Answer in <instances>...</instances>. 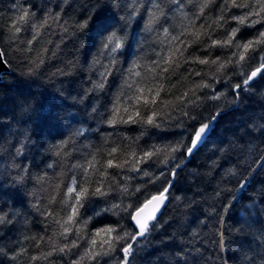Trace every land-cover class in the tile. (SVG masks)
<instances>
[{"label": "trees", "instance_id": "1", "mask_svg": "<svg viewBox=\"0 0 264 264\" xmlns=\"http://www.w3.org/2000/svg\"><path fill=\"white\" fill-rule=\"evenodd\" d=\"M203 2L204 0H197L195 6L188 5L185 9L189 17L187 20L176 15L164 24L165 28L170 29L169 37H164L162 29H159L162 41L170 39L172 35H177L181 30L187 28H191L192 32L199 30L201 33L200 40L191 34L182 37L186 42H190V46L184 51L183 57L178 56L180 66L175 68V71L166 73V79L161 81L166 90L170 89L161 93L163 99L173 100L176 95L191 87L193 82L199 83L202 77L208 78L205 74L209 72V66L192 61L185 63L184 60L188 57L193 60L196 57L203 59L211 52L210 59L219 56L223 61L230 55L228 50L221 48L205 49L204 45L211 43L209 36L203 35L205 30L211 34V38H223L224 30L213 23L221 14L219 5L223 0H215V3L205 9V15L197 19L199 5ZM248 2L255 5L256 0H248ZM52 4L57 5L54 11L59 12L62 19L71 24L74 20L85 18L94 7L105 8L109 4V0H15V5L13 0H0V49L9 66V71L3 73L0 81V132L13 143L15 139L9 136L10 130L15 132L18 129L26 128L36 132V136H33L36 147L27 151V159L23 161L29 171L22 173L25 176L22 184L12 186L18 187L19 190L13 191L7 184L5 188H8V191L0 190V207L5 212L20 213L15 227L4 240L0 241V244L5 246L6 251L14 248L16 252H19L23 248L25 252L16 261L11 259L12 252L0 255V264H49L48 260L34 261L32 257H40L52 250L50 238L57 244H61L63 241L54 236V232L59 231L58 225L54 222L49 223L48 220L51 218L46 219L42 216L34 205L42 204L53 213L64 215L65 205L62 200L66 199L63 194L66 193V186L71 184L74 175L72 165L80 164L86 167L87 162L95 155L98 162V171L92 177V180L95 181L99 179V171H105L106 160L111 158L107 156L106 150H110L112 147L119 148L120 151L116 154V158L120 159L132 147L146 148L153 144L162 146L175 143L179 138L172 134V132H179V129H174L172 132L160 131L147 126L142 128L139 124H117L114 127H109L99 115L92 113L93 106L97 107L100 112L104 111V107L101 105L111 107L110 100L119 93L123 83L119 75L109 78L110 82L105 92L100 94L98 99L95 96H89L83 103L78 99L83 96L86 87H90L89 80L94 78L95 69L104 71L100 65L93 66V59L99 49V37L96 33L99 31L100 24L109 19L106 12L101 13L97 26L92 27L91 31L85 30L81 33L77 29L75 35L65 36L62 30H59L58 25L53 23L51 26L40 29V36L33 40L32 45L29 46L27 41L32 39L33 29L26 28L21 24L22 31L15 34V40L10 39L14 35V30H10V26L12 20L18 15L16 6L35 5V18L42 22ZM244 11L247 9L233 8L226 15H240ZM192 21H195L194 25L191 23ZM112 22L115 23V21ZM201 24L204 25V28L200 27ZM142 27L143 21L139 26L125 29L131 40V45L119 57V66L126 70L131 61L139 57L142 67L138 71L141 72L142 78L149 83H154L147 67L157 59L155 53L166 52L168 45L159 42L153 43L155 33L149 35L147 40H143L142 36L145 34L140 31ZM226 27L229 31L232 27H240L237 39L241 42L258 36L259 32L256 29L264 31V27L260 24L255 25L254 28H247L238 26L234 21ZM29 47L33 50L27 51ZM43 48L49 49L44 53L45 64L41 65L34 75H29L28 61L38 59L37 52L42 51ZM181 48L183 49V46ZM141 49L143 50L141 51ZM53 51L56 53L54 57L52 56ZM253 55H255V60L250 61L251 67L247 69L249 73L258 66L259 55ZM100 60L103 64L108 63L103 57ZM214 69L215 66L212 70L214 71ZM228 71H232L231 66ZM236 71L238 72L239 69ZM61 72L66 74H61ZM196 72H201V76H196ZM236 82H239V78L233 77L232 83ZM212 83L214 89H218L223 93V96L218 101L204 99L203 93L211 90L203 89L201 92L203 103L197 111L208 119L215 114L217 107L222 109L223 113L218 118L215 130L208 141L185 161L184 167L175 178L166 206L163 207L159 215V222L163 227L152 234V246L138 253L133 264H175L177 241L180 239L179 233L185 231V226L195 227L204 234L201 245L202 257L201 254H197L195 264H252L253 261L254 264H264V246L259 245V236L264 235V214H259V212L261 208H264V205H260L258 202V189L261 182H264V170L255 176L251 181L252 187L246 190V195L256 197L257 203L255 209L246 214L247 224L244 231L239 232L237 229L240 225L236 224V221L240 219L238 209L241 203L249 202L240 200L236 202L235 207L229 210L221 207V204H227L232 199V195L225 191L222 196L215 197L214 189L218 186L230 189L233 195L239 196L240 194L237 192L234 181L228 177L221 179L220 168L212 167V161L219 156V153L214 154V149L220 146L221 142L226 143L238 134L247 122V118L254 113H264V78L257 77L253 85V92H242L238 100H235L231 93L230 85L226 86L224 82L212 81ZM234 100L235 102H233ZM25 102L32 108L26 110ZM86 108L87 110H85ZM70 117L73 118L71 123ZM24 121L28 122L23 123ZM5 124L9 125V128H5ZM77 129H86L87 131L84 136L76 137L74 133ZM142 133L145 134L142 135ZM69 140L70 143L66 144L64 149L67 155L64 152L57 155L58 149L53 146ZM41 144L43 147L40 146ZM4 155H6L4 152H0V156ZM220 164L225 168L229 166V162L225 160H221ZM49 165L52 167H48ZM146 167L147 165H141V168ZM158 167L153 164L149 170L157 173ZM106 170L113 174L111 178L116 180H120L124 175L121 169L109 168ZM78 172L82 181L84 179L83 169L81 168ZM39 177H44V179L40 180ZM143 179L147 180L148 178ZM167 179H171V176H168ZM164 184L165 178L162 177L155 185L149 184L148 190L151 193H156L162 190ZM95 186L94 182L90 185L93 188ZM53 196L56 199L50 204L49 201ZM193 198L199 203L191 204L190 201ZM205 200L207 203L204 202ZM213 204L215 212L210 209ZM105 206L103 202L96 199L93 208L99 210ZM67 211L70 212V208H67ZM81 211L85 218L94 217L87 228V231L92 233L98 228L109 225L115 227L118 223H122L117 216L111 213L95 216L94 211L88 208ZM209 216L212 218L209 219ZM198 221H203L204 224H199ZM4 232L5 229L0 228V236L4 235ZM174 233L178 234L177 239L170 240L169 237ZM221 233L224 234V247L219 244ZM254 237L256 238L254 239ZM69 238H72L71 234ZM38 243L39 246H37ZM119 255L117 251L111 258L104 257V261L106 264H118ZM186 259L189 264H192L190 256ZM56 264H66V261L57 258ZM85 264H90V262L85 261Z\"/></svg>", "mask_w": 264, "mask_h": 264}, {"label": "snow or ice", "instance_id": "2", "mask_svg": "<svg viewBox=\"0 0 264 264\" xmlns=\"http://www.w3.org/2000/svg\"><path fill=\"white\" fill-rule=\"evenodd\" d=\"M13 3L15 5V0ZM196 3L197 0H187V2L186 0H109V4L105 8L97 9L94 7L85 18L74 20L71 24L63 20L59 12L54 11L57 7L55 4L51 5L42 22L35 18V5L16 6L18 15L12 20L10 30H14V35L10 39H16L15 34L22 31L20 25L23 24L26 28L33 29L32 39L27 41L29 46L32 45L33 40L40 36V29H44L45 26H51L55 23L65 36H71L75 35L77 29L81 33L85 30L91 31L92 27L97 26L101 13L106 12L109 19L100 24L99 31L96 33L99 37V49L93 59V66L100 65L104 71L95 69L94 78L89 80L90 87H86L83 96L78 97V99L81 103L89 96H95L98 99L99 95L105 92L110 82L109 78L119 75L123 83L119 93L110 100L111 107L101 105L104 107V111L100 112L97 107L93 106L92 113L99 115L109 127H114L117 124H139L142 128L147 126L160 131L180 130L179 132H172L173 135L179 137L175 143L162 146L153 144L146 148L132 147L120 159L116 158V154L120 151L119 148L112 147L110 150H106L107 156L111 158L106 160L105 171H99V179L95 181L92 180L94 173L98 171L95 155L87 162L86 167L80 164L72 165L74 175L71 184L66 186V193L63 194L66 199L62 200L65 205L64 215L55 214L42 204L34 205L42 216L46 219L51 218L48 220L49 223L54 222L58 225L59 231H55L54 236L59 237L63 243L57 244L50 238L52 250L40 257L33 256L32 260L42 259L48 260L49 264H56L58 258L66 261V264H85V261L90 262V264H106L104 257L111 258L118 251L120 254L118 264H133L138 253L152 246V234L163 227L159 222L158 214L161 212V208L166 206L165 202L169 199L175 178L184 167L185 161L208 141L215 130L218 118L223 113V110L217 107L215 114L208 119L197 111L203 103L202 90H211L203 93L204 99L218 101L223 93L214 89L212 81L224 82L226 86H231V93L235 100H238L242 92H253V85L257 77L264 78V31L256 29L259 32L258 36L241 42L237 39L240 27H232L230 31L226 27L233 21L238 26L247 28H254L257 24L264 27V0H256L255 5L249 3L248 0H241V2L223 0L219 5L221 14L213 21L217 27L224 30L223 38H211V34L205 30L203 35H208L211 43H206L204 46L205 49L221 48L228 50L230 55L223 61L219 56L210 59L211 52L203 59L196 57L193 60V58L188 57L184 60L185 63L192 61L209 66V72L205 74L208 78L202 77L199 83L193 82L191 87L176 95L173 100L161 97L162 92L170 90H166L161 81L166 79V73L175 71V68L180 66L178 56L183 57L184 51L190 46V42H186L182 37L191 34L200 40L201 33L199 30L192 32L191 28H187L181 30L177 35H172L170 39L162 41L159 29H162L164 37H169L170 29L165 28L164 24L176 15L187 20L189 17L185 9L188 5L195 6ZM213 3L215 0H204L199 5V12L196 14L197 19L204 16L205 9ZM162 5L164 6L162 7ZM233 8L247 9V11L240 15H226ZM141 21H143V27L140 28V31L145 34L142 36L143 40H147L149 35L155 33L153 43L159 42L168 45L166 52L155 53L157 59L153 60L151 65L147 67V71L151 73L155 81L154 83H149L142 78L141 72L138 71L142 67L139 63V57L133 59L126 70L119 66V57L131 45V40L128 38L125 29L139 26ZM191 23L194 25L195 21ZM200 27L204 28V25L201 24ZM37 42L39 43V41ZM32 50L31 47L27 49V51ZM48 51L49 49L43 48L42 51L37 52L38 59L28 61L30 65L28 67L29 75H34L40 66L45 64L44 53ZM253 54L259 55L258 66L249 73L247 69L251 67L250 61L255 60ZM3 55L4 53L0 52V57ZM55 55L56 53L53 51L52 56ZM101 57L106 59L108 63H101ZM213 66H215L214 71L212 70ZM230 66L231 72L228 71ZM236 69L239 71L237 72ZM61 74L66 73L61 72ZM195 75L201 76V72H196ZM233 77H238L239 82L233 84ZM25 108L28 110L32 106L25 102ZM69 120L70 123L73 122V118L70 117ZM27 122L24 121L23 123ZM4 127L9 128V125L5 124ZM86 131V129H77L74 135L81 137ZM144 134L142 133V135ZM9 136L15 139L14 143L0 132V152L6 154L0 156V177H3L0 179V190L8 191V188H5L7 184L11 190L18 191V187L12 186H18L25 180L22 173L28 172L29 169L25 167L23 161L27 159V151L36 147L33 142V136H36V132L22 128L15 132L10 130ZM68 143L70 140L53 146L58 149L56 154L60 155L61 152H64L65 145ZM40 146L43 147L42 144ZM215 153H219V156L212 161V167L220 168L221 179L228 177L234 181L237 192L240 194L239 196L233 195L230 189L218 186L214 189L215 197L222 196L225 191L232 195V199L227 204H221V207L229 210L235 207L236 202L240 200L249 202L241 203L238 209L240 219L236 221V224L240 227L237 230L243 232L247 224L246 214L255 209L257 203V198L246 195V190L252 187L251 181L255 176L264 170V113H254L247 118V122L239 133L226 143L221 142V145L214 149ZM64 154L67 155V152ZM221 160L228 161L229 166L223 167L220 164ZM153 164L159 166L157 173L149 170ZM141 165H147V167L141 168ZM48 167H52V165ZM81 168L84 177L82 181L78 172ZM109 168L121 169L124 175L120 180L113 179L111 178L113 174L106 170ZM168 176H171V179H167ZM162 177L165 178L162 190L151 193L148 190V185H155ZM38 179L43 180L44 177ZM93 182L96 185L94 188L90 187ZM258 194L259 204L264 205V182H261ZM55 199L56 197L53 196L49 203L51 204ZM96 199H99L106 206L95 210L93 205ZM204 202L207 203L206 200ZM190 203L195 205L199 201L193 198ZM67 208H70V212L67 211ZM86 208L93 210L95 216L111 213L117 216L122 223H118L115 227L109 225L98 228L94 233L89 232L87 231L88 224L94 217L85 218L81 210ZM210 209L215 212V205H211ZM259 214H264V208L260 209ZM19 216L20 213L18 212H5L0 207V228L5 229L4 235L0 236V241L4 240L12 231ZM211 218L209 216V219ZM198 223L204 224L203 221H198ZM70 234L72 235L71 239L69 238ZM177 235L174 233L169 239L176 240ZM179 235L175 264H189L188 259H186L189 256L192 264H195L197 254H201L202 257L203 232L195 227L185 226V231ZM223 235V233L220 234L219 244L221 247H224ZM259 245L264 246V235L259 236ZM8 252L13 253L11 259L16 261L25 250L21 248L19 252H16L14 248H10L6 251L5 246L0 244V255H7Z\"/></svg>", "mask_w": 264, "mask_h": 264}, {"label": "water", "instance_id": "3", "mask_svg": "<svg viewBox=\"0 0 264 264\" xmlns=\"http://www.w3.org/2000/svg\"><path fill=\"white\" fill-rule=\"evenodd\" d=\"M0 52H1V49H0ZM9 71V66L8 64L5 62L3 56L0 57V80H1V76L3 73ZM166 204V202H165ZM163 207L161 208V211H162ZM161 213V212H160ZM160 213L158 214V216L160 215Z\"/></svg>", "mask_w": 264, "mask_h": 264}]
</instances>
